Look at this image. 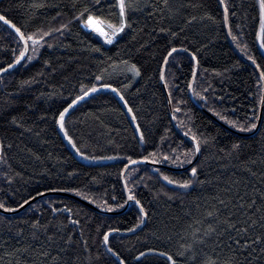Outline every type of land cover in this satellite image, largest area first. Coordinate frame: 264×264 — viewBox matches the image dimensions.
Returning <instances> with one entry per match:
<instances>
[{
    "label": "trees",
    "instance_id": "obj_1",
    "mask_svg": "<svg viewBox=\"0 0 264 264\" xmlns=\"http://www.w3.org/2000/svg\"><path fill=\"white\" fill-rule=\"evenodd\" d=\"M189 2L196 7L181 8ZM86 3L88 0H0V11H6L10 19L28 31L68 25L63 35L52 31L45 37L47 44L37 53H30L32 61H24L0 77V201L18 210L25 199L36 198L18 214H0V264H104L111 254L102 244V233L112 228L119 232L110 235L109 242L126 258V264H138L135 257L149 247L167 251L176 264H264V105L259 129L253 136L236 134L250 132H241L216 115H226L238 125L248 124L260 114L263 88L257 72L231 47L219 1L169 0V8L165 9L162 0H139L144 10L129 13L132 27L115 45H102L96 37H86L73 20ZM222 5L228 9L235 50L255 61L259 72L264 73V33L260 30L258 0H223ZM190 15L197 17L192 26L183 23ZM168 30L178 32V37L169 35ZM233 36L237 37L235 41ZM15 46L0 23V67L7 68ZM96 47L101 48L103 56L92 50ZM171 47L179 51L166 65L164 89L159 75L163 57ZM193 53V89L207 97V101L200 100L192 89L199 106L190 99L187 87L195 70ZM120 60L135 63L140 75L133 77L131 71L111 76L102 73L112 61ZM99 74L104 75L103 81L94 80ZM100 83H111L124 94L132 118L136 117L135 125H140L138 133H144L146 142L140 143L131 118L111 89L90 95L75 107L66 125L84 154L74 148L78 155L101 162L87 166L66 146L54 118L57 109L66 106L65 101L81 94L80 84L91 87ZM169 91L174 97L170 107L177 129L183 133L190 128L192 134L209 139L194 164L203 169L199 179L207 183L197 184L191 191L167 184L156 169L175 179L189 178L188 172L167 169L181 168L171 163L157 164L165 168H129L124 183L133 188L149 213L146 224L129 232L127 229L139 223L138 205L132 204L117 215H101L76 198L103 211H107V201L114 209L107 212H118L125 206L121 175L129 156L139 160L153 151H167L169 146L182 145L180 151L190 146L172 124L165 98ZM177 107L181 111L175 112ZM182 122L185 128L180 127ZM235 143L240 144L239 150L232 149ZM233 181L240 182L238 189ZM68 188L79 190L88 199L73 191H61ZM237 190L246 203L256 202L251 212L236 217L255 224L247 237L261 238L260 243L246 249L243 242L237 247L222 229L206 234L209 225L215 227L218 223L207 213L220 207L218 199L231 201ZM66 207L71 212L64 211ZM54 208L60 211L53 212ZM230 209L231 205L221 219ZM49 236L53 237L51 243ZM141 261L171 264L159 255L142 257Z\"/></svg>",
    "mask_w": 264,
    "mask_h": 264
},
{
    "label": "snow or ice",
    "instance_id": "obj_2",
    "mask_svg": "<svg viewBox=\"0 0 264 264\" xmlns=\"http://www.w3.org/2000/svg\"><path fill=\"white\" fill-rule=\"evenodd\" d=\"M164 8H169V0H162ZM223 2V0H221ZM259 3V17H260V30L264 33V0H258ZM107 5H111V7H106ZM43 7L44 5H40ZM75 7V5H74ZM144 7H147L145 5ZM193 8L196 7L195 4L189 2L187 5H181V8ZM144 8H141L139 5V0H88L78 15L73 17V20L80 26L81 31L84 32V35L88 38L96 37L98 40L102 41V45H115L122 38L123 34H126L127 29H131L132 25L129 22V13L135 11H143ZM228 9L225 8V13H227ZM227 17H225L226 19ZM211 19V17H208ZM197 17L195 15H190L189 18H185L183 23L186 25L192 26ZM0 22L5 25V31L8 32V39L15 43V47L11 49L12 51V61L8 63L7 68L0 67V72H6L8 69L13 68L14 66H21L24 61H32L34 56L30 53H37L40 48L44 47L47 44L45 37H49L52 35V31L60 32L62 35L68 31V25L64 24L61 28L54 30H45L43 28H38L34 31H28L24 26L18 25L17 22H14L13 19L8 17V13L6 11H0ZM163 31V29L161 30ZM169 35L172 37H178L179 33L176 31L168 30ZM184 29L181 28L180 32H183ZM235 41L237 39L236 36L232 37ZM51 47V45H48ZM261 47H264V42L261 43ZM95 53L101 52L100 47H96L92 49ZM179 50L176 47H171L170 51L167 52V55L163 57V62L165 65L169 64V57L173 55V53H177ZM183 51H187V49H183ZM191 59L195 60L196 56L193 53ZM252 59V57H249ZM108 60H112L111 57H108ZM255 63V61H253ZM101 63H107V61H101ZM259 67V65H257ZM109 68H111V72H109ZM131 71L133 77L140 75V70L135 63L129 64L127 60H120L118 63L116 61H112L108 67L102 69V73H106L109 76L120 73ZM193 82H190L187 87L189 89H193V84L196 77V72L193 71ZM261 76L264 77V73H261ZM104 75L99 74L94 76L95 81H103ZM159 79L164 81L166 79L163 69L160 71ZM27 83V82H25ZM91 83V81H90ZM100 89H111L114 93L118 95L120 101H122L125 105H127V100H125L124 94H122L118 89L114 88L111 83H100L99 86L96 84H92L91 87L80 84L79 91L80 95H76L74 98L70 100V102L65 101L66 106L62 105L60 109H57V116L54 118V122L58 125L59 130L63 132L64 137L68 140V142L72 145L73 148L76 149L80 155H84L83 152L80 151L79 148L76 147V143L73 140L72 136L69 135L67 130V118L70 117L75 111V107L78 105L80 101H83L85 97H89L90 94L97 93ZM179 91V89H177ZM204 91H207L205 89ZM193 95L198 97L202 101H207V97L201 95L200 93L195 92L193 89ZM166 101L169 105L173 102V93L169 91L166 94ZM177 103H180L179 101ZM264 103V101H262ZM129 112L132 111V108L129 107L127 109ZM211 110V109H210ZM175 112L181 111L179 107L174 109ZM220 117V119L225 120L227 123L231 124L233 127H239L241 132H251L254 129H257L256 121L260 120V116H254L252 121L246 125H238L236 121L228 120L226 115L221 113H216ZM175 118V117H173ZM136 117L133 116V120ZM12 122L16 123V118H12ZM180 127L185 128L186 126L181 123ZM136 130H140V125H136ZM184 137L189 139V147L183 151H180L182 145H178L176 147L169 146L167 151L157 152L153 151L148 153L147 155L141 156L139 160H134L132 157H128V163L124 165V168H128V164H138L141 162H150L151 164H161V163H171L173 165H179L183 167L184 165H189L188 168H185L184 171L189 173V178L175 179L168 175H164L160 173L159 169L155 171L159 173L160 177L163 181H166L169 185H174L178 189L191 191L197 184L203 185L207 183V181H201L199 176L203 172V169H198L197 166H192L194 161L198 160L199 154L202 153V148L207 146L209 143V139L204 137L202 134H192V130L187 128L183 132ZM139 141L140 143H145L146 138L142 131L139 132ZM167 141H165L166 143ZM10 147V146H9ZM240 144L235 143L232 145L233 150H239ZM3 149V142L0 141V150ZM2 159V157H0ZM94 159V157H92ZM250 171V170H249ZM69 175H72L71 173ZM5 177L8 179L9 183L11 182V178L7 176L5 173ZM239 181H233V184L239 187ZM125 189L127 191V198L124 201V204L128 202H134L135 205L139 206V223L133 227L127 229V231L132 232L135 231L136 228L140 227L142 224H146V219L149 216V213L145 210L144 205L141 203L139 199H137V193L133 190V188H129L128 184L125 183ZM61 191H73L77 195H84L77 189L68 188L61 189ZM227 191H231V188L227 189ZM37 195H43V193H37ZM34 199V197L32 198ZM84 199H88L87 195H84ZM115 200V197H112ZM220 207L216 208L214 211H210L207 213L208 217L213 218L216 223V226L213 227L209 225L206 234L216 232L218 229H222L223 232L229 234V237L233 239V242L239 247L241 242H243L245 249L250 247L252 244H258L261 242L260 237H256L255 239H251L247 237V233L251 227H254V223H249L248 219L244 221L237 220V214H246L251 212L256 207L255 200H250L249 203H246L244 200V195H242L239 190H237L235 197L231 201H226L223 199L217 200ZM29 200L25 199L23 204L19 205V207H23L28 204ZM107 205V211H113V207L107 204V201L104 202ZM229 205H231V209L228 211V215L226 218L221 219L222 213L225 209H229ZM123 204H117V207H123ZM0 209H3L5 212H14L15 208L8 207L4 201H0ZM53 212L60 211L59 209H52ZM64 211L71 212V209L65 208ZM250 219V217H249ZM72 223H78V221H72ZM39 224V221L34 224V227ZM119 232V229L112 228L107 232L102 233L103 240L102 244L106 249L107 253L111 254V257L107 259L104 264H126V258H123L121 253L114 248L109 242V237L113 233ZM237 233L236 237H232L231 233ZM49 243L53 242V237H48ZM183 255V253H179ZM150 255H159L160 257H165L171 264H176V261L173 259V256L170 255L167 251H159L158 249L149 247L147 252H140L138 256L135 257V260L138 264H142L141 258L147 257ZM111 258H114L111 259ZM100 258L97 257V260Z\"/></svg>",
    "mask_w": 264,
    "mask_h": 264
},
{
    "label": "water",
    "instance_id": "obj_3",
    "mask_svg": "<svg viewBox=\"0 0 264 264\" xmlns=\"http://www.w3.org/2000/svg\"><path fill=\"white\" fill-rule=\"evenodd\" d=\"M219 1V4H220V6H221V8H222V10H223V13H224V21H225V29H226V34H227V38H228V41H229V43H230V45H231V47L233 48V50L237 53V55L245 62V63H247L249 66H251L256 72H257V74H258V76H259V78H260V80H261V84H262V88H263V97H262V101H264V81H263V78H262V76H261V73L259 72V69L257 68V66L252 62V61H250V60H248V59H246V58H244L242 55H240V53L239 52H237L236 50H235V48H234V46H233V44H232V41H231V37H230V32H229V27H228V20H227V18L225 19V17H227V14L225 13V10H224V8H223V5H222V2H221V0H218ZM1 24H3L2 22H0ZM5 26V25H4ZM174 54V53H173ZM169 59H170V57H169ZM194 64H195V72H196V62H195V60H194ZM17 67H19V66H14L13 68H11V69H8L6 72H0V77H2L3 75H5V74H7V73H10V72H12L13 70H15ZM165 68H166V65L165 64H163V67H162V69H163V71L165 72ZM191 82H193V77H192V80H191ZM161 84H162V86H163V88H164V81H161ZM165 89V88H164ZM107 91H109V89H100L97 93H95V94H98V93H101V92H107ZM113 92V91H112ZM166 92V91H165ZM95 94H90V95H95ZM113 94L116 96V98L119 100V98H118V95H116V93H114L113 92ZM167 94V93H166ZM189 97H190V99L192 100V102L194 103V105H196V106H199V105H197L196 104V102L194 101V99H193V97H192V89H189ZM86 99H88V97H85V99L84 100H86ZM83 100V101H84ZM83 101H80L79 103H81V102H83ZM119 102L121 103V105H122V107L124 108V110L127 112V114L129 115V117L131 118V120H132V124H133V126H134V128H135V131H136V134L139 136V133H138V131L136 130V125H135V123H134V120H133V118H132V116H131V114H130V112L127 110L128 108H127V106L122 102V101H120L119 100ZM78 103V104H79ZM168 104V103H167ZM263 105H264V103H262L261 102V110H260V114H259V116L260 117H262V109H263ZM168 107H169V112H170V116H171V121H172V124H173V126H174V128H175V130L185 139V140H187V141H189V139L190 138H186V137H184V135H183V133H181L178 129H177V127H176V124H175V121H174V118H173V115H172V111H171V107H170V105L168 104ZM209 115V114H208ZM210 117L211 118H213L211 115H210ZM216 122H218V120H216L215 118H213ZM260 122H261V119L260 120H258V122H257V129H254L252 132H250V133H247V134H241V133H236V134H239V135H241V136H253V135H255L256 133H257V131H258V129H259V125H260ZM219 123V122H218ZM227 128V127H226ZM58 130H59V127H58ZM59 132H60V134H61V136H62V138H63V140H64V142H65V144H66V146L69 148V150L75 155V157L77 158V160L78 161H80L82 164H84V165H87V166H94V165H100L101 164V162H91V161H87V160H84L82 157H80L79 155H78V153L75 151V149L72 147V145L68 142V140L64 137V135H63V132H61L60 130H59ZM0 157H1V150H0ZM197 162V160L196 161H194V163H193V165L192 166H194V164ZM136 165H149V166H154V167H156V168H165L164 166H162V165H157V164H155V165H153V164H151V163H149V162H141V163H138V164H128V168L127 169H123V172H122V175H121V181H122V185H123V189H124V192H125V196H126V198H127V191H126V189H125V183H124V177H125V173H126V171L129 169V168H131V167H133V166H136ZM189 167V165H186V166H184V167H181V168H167V169H169L170 171H172V172H176V173H181V172H185L184 171V169L185 168H188ZM66 196H69V195H66ZM36 199V198H35ZM35 199H33V200H31V201H29V203L28 204H26V205H24L23 207H21V208H19L18 210H16V211H14V212H5L3 209H0V214L1 215H15V214H18L19 212H21L24 208H26L29 204H31L33 201H35ZM76 200H78L79 202H81L82 204H84L85 206H87V207H90L92 210H94L95 212H97V213H99V214H101V215H117V214H119V213H121V212H123V211H125V210H127L132 204H134V202H128L127 204H125V206L120 210V211H118V212H107V211H103V210H100V209H97V208H95L94 206H92V205H90V204H88V203H86V202H84V201H82V200H80L79 198H76ZM141 227V226H140Z\"/></svg>",
    "mask_w": 264,
    "mask_h": 264
},
{
    "label": "rangeland",
    "instance_id": "obj_4",
    "mask_svg": "<svg viewBox=\"0 0 264 264\" xmlns=\"http://www.w3.org/2000/svg\"><path fill=\"white\" fill-rule=\"evenodd\" d=\"M35 54V53H34Z\"/></svg>",
    "mask_w": 264,
    "mask_h": 264
}]
</instances>
